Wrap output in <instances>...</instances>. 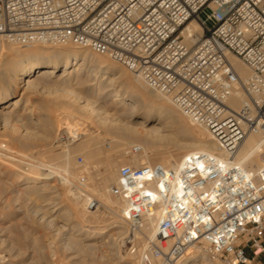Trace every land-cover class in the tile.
Instances as JSON below:
<instances>
[{
    "label": "built area",
    "instance_id": "2783aa9c",
    "mask_svg": "<svg viewBox=\"0 0 264 264\" xmlns=\"http://www.w3.org/2000/svg\"><path fill=\"white\" fill-rule=\"evenodd\" d=\"M190 20L199 37L185 33ZM2 42L73 43L106 56L169 96L218 144L222 158L194 152L176 167L118 168L109 191L125 202L123 243L137 264H201V256L251 264L264 253V159L254 169L229 160L248 135L264 147V0H0ZM228 55L246 66V79ZM88 187L79 174L73 190ZM100 207L94 195L85 201L88 212Z\"/></svg>",
    "mask_w": 264,
    "mask_h": 264
},
{
    "label": "bare ground",
    "instance_id": "6f19581e",
    "mask_svg": "<svg viewBox=\"0 0 264 264\" xmlns=\"http://www.w3.org/2000/svg\"><path fill=\"white\" fill-rule=\"evenodd\" d=\"M184 30L185 33L195 34L196 37L202 34V28L193 20L185 24ZM78 48L80 46L73 43L55 45L50 50L38 49L35 46L0 43V159L3 160V165L0 164V177L10 180L8 183L11 184V190H13L11 192H14L12 195L15 199H11V196L9 201L14 199L17 203L16 200L19 199L23 205L29 204L30 201V204L33 203L29 209L17 205L21 211L24 210L22 213L25 218H22L25 221L29 220L31 226L21 228L23 231L19 233H13V239L9 238L12 235L5 234L7 229L0 226V245H4L5 252H7V258L1 256L0 259L5 264L24 261L28 262L26 264L38 263L43 253L49 256L50 264L51 260L53 264H85L81 253H86V250L99 252L98 259L103 258L102 264H118L117 260L113 263V260L119 256L117 250L114 251V249L121 242L128 227L123 218L125 202L122 200L123 204L120 201L123 204L121 206L116 203L117 201L110 199V196H106L110 193V187L116 184V180L112 183L111 179L109 181L101 179V185L91 187L87 192L82 191L85 193V201L89 196H95L98 193L104 201L115 207V210H110L105 202L100 201L113 217L112 224L104 226L100 231L83 225V220L88 225H91L92 221L78 211L73 200L71 201L73 203H68L67 207H49L47 201L49 199L43 196L44 192H47L48 184H37V175H42L44 179H47L50 175L57 173L60 174L59 178L65 187L71 182L75 183L73 179H77L79 173L75 167L76 164L73 163L77 157L76 154H82L83 157L80 156L85 160L89 159L103 152L105 149L101 148V144L107 142L109 150L120 146L138 149L137 157H140L141 162H131L134 163L129 164L132 166L151 165L152 161H156V164L162 166L176 167L186 155L194 152L223 157V153L211 134L204 127L195 125L181 110L176 108L169 96L154 90V92L150 91L151 88L149 90L147 84L139 76L127 73L128 71L111 62L108 57L90 53L87 48ZM228 59L240 79H246L249 76V70L237 58L228 55ZM57 76L58 78L53 80ZM41 78L52 80L55 85L53 89H50L52 92L65 93L87 118H94L96 129L99 128L98 130L104 137H95L94 131L87 129L88 136L84 138V141L72 144L75 132L71 129L75 121L71 122V117L74 116L68 115L69 112L68 116L66 115L69 119L68 123H65L63 116L59 113L49 114L45 118L37 115L36 119L25 107L21 108L19 113L16 109L21 100L28 105L33 95L47 92L48 89L46 90L40 82ZM97 78L100 79L97 80ZM75 89L84 94L86 101L80 100L81 97L73 91ZM122 90L127 95L123 94ZM107 98L111 100L112 112H107L99 105V102ZM241 99L240 92L236 90L229 99V105L236 109ZM11 106H13L12 109H10ZM12 119L17 121L24 119L25 127L20 130L14 125L15 121L11 123ZM59 127L61 128L58 129ZM62 128L66 130L63 131ZM65 134H71L70 136L73 137L72 140H68L69 147L67 149L66 146V151L62 149L53 153L42 147L49 139H57L59 135L64 136ZM28 150L36 154L34 157L37 156L38 159L43 158V160L31 159L33 155L30 152L31 156L27 157L28 153H24ZM262 153H264V147H262L261 138L257 135H248L229 160L241 164L244 168L254 169L258 168L264 159ZM53 161L54 163L50 164ZM63 161L68 163L67 167L63 165L62 170L61 166V172H58L60 167L58 168L56 164L60 166ZM81 162L82 168H86L81 172L90 176L87 174V167L83 166L86 161ZM1 180L3 183V179ZM5 180L4 184L7 185ZM100 190L108 193L104 195L101 191L102 195ZM67 192L71 190L68 188ZM77 192L72 191L74 198H77L75 196ZM9 201L6 203L9 204ZM70 218L75 219V223L71 222ZM58 220L61 224L57 223ZM94 221H99L97 216H94ZM11 226L10 223L8 227ZM144 229L148 234H144L143 230L141 233L151 236L154 232V223L150 221ZM110 230L113 232L110 233ZM9 232L11 233L12 230L10 229ZM58 251L62 254L59 255ZM129 257L134 264H137L133 257ZM201 260V264H205L202 256ZM132 262L130 264H133Z\"/></svg>",
    "mask_w": 264,
    "mask_h": 264
},
{
    "label": "rangeland",
    "instance_id": "374dc122",
    "mask_svg": "<svg viewBox=\"0 0 264 264\" xmlns=\"http://www.w3.org/2000/svg\"><path fill=\"white\" fill-rule=\"evenodd\" d=\"M27 46H35L38 49H42V50L43 49L50 50L53 47V46L46 45V44H42L41 45L40 43H34V44H31V45H27ZM7 47H10V46H7ZM73 49H75V48H73ZM78 49H80V48H78ZM89 52L90 53H93L90 50H89ZM93 54H95V53H93ZM96 55H98V54H96ZM127 73H129V72H127ZM57 78H58V76L55 79H53V80H56ZM99 79L100 78H97V80H99ZM40 80H41L40 82L43 83L42 85H44V87L46 88V90L48 89L47 92L42 93V94H35V95H33V97L31 98V100H29L30 102H28V103H30V104H28V105H26V102L24 100H21L20 105L16 109L17 111H19V113H20V109L21 108H24V107L26 108L27 111H30V113H31V115L33 116L34 119H36L37 115H40V116H42V117L45 118L49 114H58L59 113V115L61 114L63 116L65 123H68L69 119H68L67 116L71 114V116H74V117H71L72 118L71 119V122L74 123V121H75V123H74L75 125L73 124L72 129H71V131L74 130L72 132H75L74 133V140H73V143L72 144H78V143L84 141V138H86V136H88V134L86 132V131H88L87 129H89L90 131H94L93 134H95L94 135L95 137H99V136L104 137V136L101 135L102 132H100L98 130L99 128L96 129L97 126H96V124L94 122V118H90V117L87 118L81 111H79L76 108L77 106L73 103V101L71 100V98H68V96L65 95V93L58 92V93H60V94H58L57 92L55 93V92H52V90H50V89H53L55 87V85L52 82V80H49L48 78H41ZM149 90H150V88H149ZM73 91H74V93L77 96L81 97L80 98L81 101H86V99L84 97V94L82 92H80L79 90H76V89L73 90ZM150 91H153V90L151 89ZM122 93L125 94V95H127V93L124 92L123 90H122ZM110 101L111 100L107 98V99L103 100L102 102H99V105L102 107V109L105 108L107 112H112L111 111V105H110L111 102ZM100 106H99V108H101ZM12 108H13V106H11L10 109H12ZM78 111L80 113H78ZM13 112H15V111L13 110ZM68 112H69V114H68ZM80 114H82V116ZM78 115L81 116V117H79ZM92 119H93V121H92ZM25 122L26 121L24 119H21V120H18V121L12 119V122L11 123L12 124L15 123L14 125H16V127L21 130L22 127L23 128L25 127ZM60 128L61 127H59L58 129H60ZM62 130L65 131L66 129L65 128H62ZM82 131L84 133H81ZM64 136H66V134ZM64 136L63 135H59L57 139L56 138L55 139L54 138H51L48 141H46L43 144L42 147L43 148L45 147L44 149H47L49 151L51 150V152L53 151V153L54 152H58L59 150L61 151L62 149H63L62 151H66L65 149H66V146H67V149H68L69 142L67 143L64 140V138H63ZM105 137H106V135H105ZM103 143H104L103 145L101 144V148L102 149H105L103 152H101V153H99V154H97V155H95L93 157H90L89 159H86V160L84 158H82L83 157L82 154H80L82 157L79 154H76L77 155V157H76L77 161H76V159H75V161L73 160L74 157L72 159V161H74L73 162L74 164L77 165V164L80 163L79 166L78 165L77 166L75 165V167L77 168V171L79 170L78 171L79 172L78 175L82 173L81 171L83 169H86V168H82V162L81 161H83V162L86 161L88 163L86 165V162H85L84 165H83L84 167H87V174L90 175V176H86V178L89 177V178H87V182H88V185H89V187L87 188V191H88V189H91V187L93 188V187H97V185H101V179H104L105 181H109L111 179L112 183H115V180L117 182V179H116L117 178V171H118V168L121 165H123V164H128V165L129 164H134V163H131V162H141L139 160L140 157H137V155L139 153V150L138 149H132V148H126L125 146H120V147H116V148H114L112 150H109V148H108V145L109 144L107 142H103ZM15 151H17V150H15ZM25 151H27V150H25ZM133 151L135 153H133ZM17 152H19V151H17ZM29 152L30 151L28 150V152H25L24 154L28 153L27 154V157H29L30 153H32L31 155H33V156L30 155L31 156V159L33 158L35 161L43 160V158H41V159L39 158L38 159L37 156L34 157V155H36L34 152H30V153ZM35 158H37L38 160L35 159ZM2 163H3V160L0 159V164H2ZM53 163H54V161L53 162H50V164H53ZM65 164H66V161H63L62 164H60V166L58 164H56L58 168L60 167L58 169V172H61V166H62V170L64 169V166H65V168L67 167V164L68 163L66 165ZM89 164H90V166H89ZM151 164H156V161H152ZM5 165H6V163H5ZM84 174H86V173L84 172ZM59 175L60 174H58V173L57 174L50 175V177L47 178L48 180L47 179H44V176H42V175H37L36 176L37 177V180H38L37 184H43V183L46 184L47 183L48 186H49L48 188H46L47 189L46 190L47 192H44V194H43V196H45L46 198L49 199V200H47L48 203H49V205H48L49 207H53V208L59 207V206L60 207H62V206L63 207H67L69 205L68 203H73L74 202V203H76V206H77L78 211L81 212V213H83L84 216H86L87 218L91 219V221H92L91 222V225H88L83 220L82 223H83V225L85 227H90L91 229L100 231V229H102L104 226H108V225H111L112 224L113 217H112L111 213H109L110 211H108L105 208V206L103 207V204L102 203H100L101 204V207L98 210H96L94 212H88V211H86V209H85V202H84L85 201V196H84L85 193L82 192V191H78L77 194H75V196L77 198H74L71 193L73 191V185L75 183H72L71 182L70 183L71 185L70 184L69 185L66 184L68 186L65 187V184L61 182V179L59 178L60 177ZM1 179H3V183H2V180ZM4 180H5L4 178L0 177V220H2V221H0V226L5 227L7 229V230L5 229L6 232H7L5 234L10 235V236L12 235V237H9V238L10 239H13L14 238L13 233H19V232L23 231V230H21V228L23 229V227L25 228V227L31 226L29 220L26 219V221H25V219L22 218V217H24V215L22 213V212H24V210L21 211L20 210L21 208L18 207V206H21L22 208L26 207V209H29V207H31V205L33 206V203L30 204V202H31L30 201L29 204L28 203H25L23 205V204H21V202H19L20 201L19 199L16 200L17 201V203H16L15 200H14L15 198L12 195L14 192L13 193L11 192V191H13V190H11V184L8 183V182H10V180H5V181H7V185L4 184L5 183ZM75 180L76 179H73V182ZM62 184H64V186ZM8 185H9V187H8ZM67 187L71 190V192H67L68 191V188ZM107 188L105 190H107ZM63 190H65L64 192H67V193L62 192ZM105 190H103V191L100 190L99 192H101V191L104 192ZM81 192L84 193V194H82ZM106 192H104V195H105ZM56 193H57V195H56ZM102 195H103V193H102ZM95 196L99 199V201L105 202L106 205H107V207L110 210H115L114 209L115 208L114 205L111 204V203H109V202H107V201H104V199L101 197L100 194L97 193V194H95ZM106 196H108V197L110 196L109 197L110 199H112L113 201H117L116 203H118L119 205L123 206L124 203L122 202V200H119V199L113 197L110 193L106 194ZM10 197H11V199L14 198L13 199L14 201L12 200L13 202L12 201H9ZM83 197H84V199H83ZM72 200H73V202H71ZM76 200H77V202H76ZM8 201H9V204L6 203ZM41 202H39V203H41ZM43 202L46 203V201H43ZM41 204H44V203H41ZM117 209H119V208H117ZM94 216H97V218H98L99 221H97V222L94 221ZM72 219L73 218H70V221L73 222V223H75V219H73V220ZM8 223L9 224L11 223V225L14 226V227H12V226L11 227H8L9 226ZM57 223L58 224H61V222L59 220L57 221ZM28 224H30V225H28ZM6 225H7V227L9 229L6 227ZM21 225H22V227H19ZM10 229L12 230V232H11L12 234L9 232ZM111 232H113V230H110V233ZM143 232H144V234H148L147 233V230H145V229H143ZM1 237L2 238H5V236H1ZM44 243H45V241H44ZM116 247L117 248H115L114 251L117 250L119 256L117 258H115V260H113V263L116 262V260H117L118 261V264H130L133 260L129 257L131 255H127V253H128L127 252V246L124 245L123 238H122L121 242H119L117 244ZM5 249H4V245H2V246L0 245V257L3 256V258H7V252H5ZM12 251H14V250H12ZM58 253H59V255L62 254V252L60 253V251H58ZM98 253L96 251H93V250H91V251L86 250V253H81V255H82L81 257H82V259H84V262L83 263H85V264H102V259L103 258L98 259L99 258L98 257ZM246 255L247 256H251V251L249 249H246ZM42 256L43 257L41 258V260L38 263L37 262H34V263H31V264H46V263L47 264H50L49 263L50 259L48 258L49 256L47 254H45V253H43ZM131 257H133V256H131ZM133 259H135V258L133 257ZM20 263L21 264H26L28 262L24 261V262H20ZM20 263H14V264H20ZM53 263L54 262L51 260V264H53ZM132 263L134 264V261ZM0 264H5V263H3V260L0 259ZM251 264H264V253H261L259 255L258 259L254 260Z\"/></svg>",
    "mask_w": 264,
    "mask_h": 264
}]
</instances>
